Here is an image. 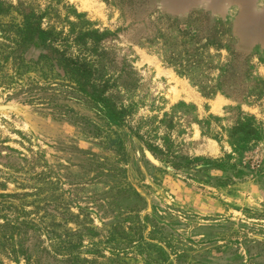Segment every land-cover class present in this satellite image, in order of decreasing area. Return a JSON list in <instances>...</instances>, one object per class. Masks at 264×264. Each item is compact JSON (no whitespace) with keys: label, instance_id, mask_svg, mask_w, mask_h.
<instances>
[{"label":"rangeland","instance_id":"rangeland-1","mask_svg":"<svg viewBox=\"0 0 264 264\" xmlns=\"http://www.w3.org/2000/svg\"><path fill=\"white\" fill-rule=\"evenodd\" d=\"M32 12L86 33L77 49L94 60L96 82L107 79L123 121L102 117L73 86L26 96L0 84V105L14 107L0 110L7 191H21L13 177L30 183L12 161L46 166L64 212L78 216L63 231L83 246L105 241L117 222L128 235L118 256L100 252L103 264H264V0H0V26ZM40 38L15 52L38 59ZM0 42L12 52L11 40ZM145 215L158 232L140 223ZM137 241L166 255L134 251Z\"/></svg>","mask_w":264,"mask_h":264},{"label":"trees","instance_id":"trees-1","mask_svg":"<svg viewBox=\"0 0 264 264\" xmlns=\"http://www.w3.org/2000/svg\"><path fill=\"white\" fill-rule=\"evenodd\" d=\"M50 16L49 12H32L29 15L23 13L20 22L0 26V39L4 42L11 40L12 46H15L12 47L11 53L0 50V84L18 87L19 92L26 96H34L36 92L55 86H73L78 99L90 102V107L102 117L110 118L114 122L123 121V111L111 106L105 94L107 79L103 84L97 83L94 76V60L91 55L83 54L77 49L78 45L87 42L86 33H81L80 29H57L50 21ZM42 24H45L46 28H42ZM11 31L12 33H9ZM38 35H41L40 40L45 50L38 59L26 61L23 58L24 45L29 42L37 45ZM3 45L4 43L0 42V49L6 50ZM23 46V50L15 52ZM11 59L12 72L8 75L5 66ZM26 100L32 102L34 98L29 97ZM76 120H80L84 125L89 124L82 116ZM32 154L33 160L39 159L37 154ZM3 155L9 156L8 153ZM3 155L0 151V157ZM16 165L14 160L8 166L12 167L14 174L27 176L30 183L26 185L22 180L17 183L16 177H13L17 189L21 191L9 192L6 189L8 181L5 178L0 179V264H4L2 256L16 264H20L21 260L24 264H103L97 261V256L102 250L108 249L118 256L131 246L132 242L128 241V235L122 230L119 222L113 224L112 234L105 241L83 246L74 233L63 231L64 221L76 222L78 216L69 211L64 212L60 202L62 190L58 187L59 180L51 176V171L46 166L35 170L36 163L27 169L23 166L16 168ZM135 195L144 202L140 195ZM51 204L53 207L50 208ZM139 220L141 224L149 222L153 226L152 232L160 230L154 217L149 219L145 215L139 217ZM86 230L88 234H96L92 227H86ZM145 245L157 247L166 255L158 245L141 241H137L134 251L141 250ZM84 247L86 249H83ZM87 254H95V259L84 258Z\"/></svg>","mask_w":264,"mask_h":264},{"label":"water","instance_id":"water-1","mask_svg":"<svg viewBox=\"0 0 264 264\" xmlns=\"http://www.w3.org/2000/svg\"><path fill=\"white\" fill-rule=\"evenodd\" d=\"M4 109H8V110H11V109H14L13 106L11 105H0V110H4ZM145 154L147 156V158L154 164L156 165H161L160 162L158 160H156L153 155L148 151V150H145Z\"/></svg>","mask_w":264,"mask_h":264}]
</instances>
